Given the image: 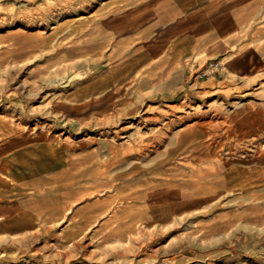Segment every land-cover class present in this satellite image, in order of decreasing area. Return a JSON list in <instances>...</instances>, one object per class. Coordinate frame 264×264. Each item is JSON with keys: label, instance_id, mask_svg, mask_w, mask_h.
I'll list each match as a JSON object with an SVG mask.
<instances>
[{"label": "rangeland", "instance_id": "obj_1", "mask_svg": "<svg viewBox=\"0 0 264 264\" xmlns=\"http://www.w3.org/2000/svg\"><path fill=\"white\" fill-rule=\"evenodd\" d=\"M98 4L0 0V211L17 171L65 166L99 142L133 144L123 170L155 179V264H264V26H246L239 45L215 57L219 75L195 70L175 98L136 100L62 36Z\"/></svg>", "mask_w": 264, "mask_h": 264}, {"label": "crops", "instance_id": "obj_2", "mask_svg": "<svg viewBox=\"0 0 264 264\" xmlns=\"http://www.w3.org/2000/svg\"><path fill=\"white\" fill-rule=\"evenodd\" d=\"M98 2L62 36L78 42L89 68L96 63L113 71L109 79L98 73L99 93L109 80L136 100L175 98L207 59L239 45L246 26H264L252 25L264 18V0ZM136 149L99 142L68 154L65 166L14 173L16 185L2 193L0 261L14 264L27 256L38 264H155L148 248L155 179L139 181L122 168ZM229 264L245 263L233 258Z\"/></svg>", "mask_w": 264, "mask_h": 264}, {"label": "built area", "instance_id": "obj_3", "mask_svg": "<svg viewBox=\"0 0 264 264\" xmlns=\"http://www.w3.org/2000/svg\"><path fill=\"white\" fill-rule=\"evenodd\" d=\"M224 70V65L219 59H207L196 71L197 78H209L219 75Z\"/></svg>", "mask_w": 264, "mask_h": 264}]
</instances>
